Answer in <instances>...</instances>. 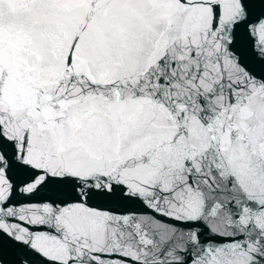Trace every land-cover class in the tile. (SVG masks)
Returning <instances> with one entry per match:
<instances>
[{
	"label": "snow or ice",
	"instance_id": "obj_1",
	"mask_svg": "<svg viewBox=\"0 0 264 264\" xmlns=\"http://www.w3.org/2000/svg\"><path fill=\"white\" fill-rule=\"evenodd\" d=\"M0 264H264V0H0Z\"/></svg>",
	"mask_w": 264,
	"mask_h": 264
}]
</instances>
